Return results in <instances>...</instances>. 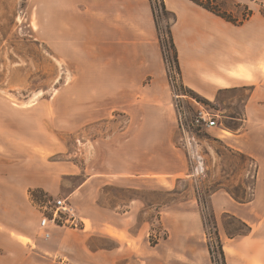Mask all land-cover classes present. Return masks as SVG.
Wrapping results in <instances>:
<instances>
[{
    "label": "crops",
    "instance_id": "crops-1",
    "mask_svg": "<svg viewBox=\"0 0 264 264\" xmlns=\"http://www.w3.org/2000/svg\"><path fill=\"white\" fill-rule=\"evenodd\" d=\"M28 1L35 40L48 45L58 59L73 63L76 73L66 95H55L49 101L44 118L36 117L39 107L27 111L33 115L27 119L26 109L15 106H6V109L7 115L12 112L17 118L0 117V264H41L43 260L54 264H213L208 247H181L180 251L138 245L121 227L116 229L124 238H118L117 245H91L88 219L82 215L84 227L53 228L50 244H43L39 233L40 212L33 205L30 192L43 189L54 195L62 186L58 167L51 165V172L43 175L41 166H33L32 160L37 155L36 144L31 141L35 142L36 136L41 138L43 126L46 129L45 125H49V134L56 139L59 125L84 127L108 119L114 112L124 111L129 116L125 133H130V143L137 136L131 133L135 125L153 130L161 128L164 140L170 143L174 126L176 123L178 126V116L149 0ZM253 1L264 4V0ZM229 28L235 33L234 43L238 45L237 48L232 45L230 50L234 48L237 54L228 52L219 58L216 71L209 77V87L196 86L186 77L185 86L209 101H216L221 91L245 89L248 92L242 100V124L238 130L231 129L232 137L226 147L232 154L255 161L257 180L253 196L249 202L239 203L226 190L219 189L212 194L211 202L217 215L229 212L253 228L249 236L251 243L225 245L227 264H264V17L254 9L243 24L228 25ZM211 34L210 37L225 44L224 35L216 38V33ZM175 38L179 46L176 34ZM148 136L155 140L152 131ZM123 138V135L114 136L102 147ZM12 147L16 149L14 152L10 150ZM120 148H115L114 152L120 153ZM25 153L29 164L27 160L13 159L22 158L16 154ZM172 154L171 149V154L149 155V161L141 167L132 161L123 167L109 166L105 161L102 168L92 169L86 175L75 193L84 197L91 185L109 178L180 177L182 181L197 173L198 166H193L192 157L184 147L181 146V163L174 162ZM216 154L221 156L222 152ZM96 155L99 157V149ZM156 158L166 164L157 168ZM246 187L247 184L241 189ZM193 202L198 205L196 198ZM125 207L127 211L123 215H131L128 208H132V203ZM92 210V216L106 214L97 207ZM93 221L99 230L106 229L107 220ZM26 240L30 243L26 244Z\"/></svg>",
    "mask_w": 264,
    "mask_h": 264
},
{
    "label": "rangeland",
    "instance_id": "rangeland-1",
    "mask_svg": "<svg viewBox=\"0 0 264 264\" xmlns=\"http://www.w3.org/2000/svg\"><path fill=\"white\" fill-rule=\"evenodd\" d=\"M164 1L167 11L175 16V20L172 15H163L159 18L160 32L172 62L169 79L175 114L178 119L182 116L184 121L191 125L200 106H203L217 116L219 123L218 128L213 129L191 127L194 135H189L184 142L186 150L192 157L193 166H198L197 173L182 181L180 177L162 180L109 178L95 186L91 185L84 197L76 194L86 175L92 169L102 168L105 161L107 165L116 167L128 166L127 163L132 161L141 167L149 161L147 156L171 154L172 149L173 161L181 163V134L177 123L170 143L164 140L161 128L153 130L151 127L139 125L133 127L131 133L137 136L130 143L128 141L130 133H125L129 116L124 111H118L108 119L84 127L59 125L56 139L53 131V136H50L49 125H45L46 129L43 126L41 138L36 136V141H31L36 144L37 155L32 160L33 166H41L43 175L51 172L49 169L51 165L58 167L62 186L54 195L43 189H35L30 192V196L31 200L43 199L45 196L52 200L69 198L77 208L79 216L88 219L86 224L87 232L92 235L91 245L107 247L117 245L118 238H124V234L116 229L121 227L127 231L128 236H133L134 244L153 245L157 242L154 245L180 251L181 247H208L209 250L210 248L213 250L211 257L214 256L217 264H227L225 245L245 244L247 241L251 243L249 236L253 228L229 212L217 215L211 196L216 192L219 183H224L226 189L244 195L241 186L246 184L248 186L252 181V171L244 172L247 170L245 161L227 149L232 137L231 129L238 130L242 124L240 121L243 119L242 100L246 98L248 92L245 89H235L221 91L216 101H209L202 96L197 99L190 93V88L185 86V77L196 86L209 87V77L216 71V62L228 52L235 53L234 48L230 50L232 45L236 48L238 46L234 43L235 33L227 27L240 25L226 21L191 0ZM214 1L219 11L233 20H242L249 14L253 15L254 9L264 17L263 3L259 5L253 0ZM149 4L152 9L150 0ZM28 6V0H0V117L17 118L18 116L12 112L7 115L6 109V106H15L26 109V112L39 107V115L36 117L44 118L49 101L55 95L65 96L66 89L75 79L76 69L73 63L58 59L48 45L35 40L31 24L33 16L27 11ZM154 23L157 29L155 18ZM175 26L177 28L174 32ZM169 28L177 50L180 74L177 72L173 53L168 44ZM211 33H216V38L218 35H224L225 44L222 40L210 37ZM157 34L159 39L158 30ZM25 117L33 118V115L27 112ZM234 117L236 120L232 119ZM151 131L155 140L148 136ZM119 135L125 138L115 144L111 143L108 147H102L105 141ZM29 145L30 141L27 139L26 146ZM115 148H120L121 152H114ZM98 149L99 157L96 155ZM10 150L14 152L16 149L12 147ZM216 152H222V155L217 156ZM16 155L22 158L13 159L21 162L27 160L29 161L27 163H30L28 154ZM165 164L159 158L154 160L157 168ZM190 168L193 173L192 167ZM249 169L252 170L250 167ZM198 192L205 203L204 216L203 207L199 205ZM194 198L197 199L198 205L193 202ZM130 203L132 208H128V211L131 215L124 216L127 211L125 206ZM33 205L35 206L34 203ZM92 207L102 209L106 214L92 216ZM103 219L107 220V224L106 229L101 231L94 225L96 223L93 220ZM26 241V244L30 243L29 240ZM41 241L43 244H50L42 238ZM220 245L223 246V253H220ZM212 263L214 264L213 261ZM41 264L54 262L43 260Z\"/></svg>",
    "mask_w": 264,
    "mask_h": 264
},
{
    "label": "built area",
    "instance_id": "built-area-1",
    "mask_svg": "<svg viewBox=\"0 0 264 264\" xmlns=\"http://www.w3.org/2000/svg\"><path fill=\"white\" fill-rule=\"evenodd\" d=\"M218 119L216 115H213L205 107L200 106L195 118L191 121V125L184 121L181 116L178 119V129L181 134V145L186 149L184 142L189 135H194L191 132V127L200 129H210L218 127ZM45 196L43 199H35L34 204L40 212L39 233L40 236L48 241L52 237L51 230L53 228H68V229H81L84 225L81 217L78 214L76 207L70 201L69 198H58L56 200L47 199ZM44 199H46L44 201Z\"/></svg>",
    "mask_w": 264,
    "mask_h": 264
},
{
    "label": "trees",
    "instance_id": "trees-1",
    "mask_svg": "<svg viewBox=\"0 0 264 264\" xmlns=\"http://www.w3.org/2000/svg\"><path fill=\"white\" fill-rule=\"evenodd\" d=\"M151 1V4H152V9H153V14H154V18H155V21H156V24H157V30H158V33H159V42L161 44V49H162V53H163V58L165 60V64H166V68H167V73L170 76V67L172 66V62H171V58L169 57V55L167 54V45H165V41L163 39V36L161 35V32H160V26H159V18L160 16H168V15H172L173 18L175 17L173 15V13L167 11V7L165 5V1L164 0H150ZM193 1L194 3H196L197 5L201 6L202 8H204L205 10L225 19L226 21L228 22H231L235 25H241L243 24L247 19H249L252 15L249 14L246 18H243L242 20H233V19H230L228 18L224 13L222 14L219 9H218V5H216L215 1L214 0H191ZM161 10V12L159 11ZM175 20V18H174ZM168 44H169V48L172 50V55H173V60H174V63H175V67L177 69V72L178 74H180V69H179V61H178V55H177V50H176V46H175V43H174V40H173V36H172V31L168 30ZM168 48V49H169ZM190 93L194 94L196 97L194 98H197L199 99L200 95L197 94L195 91L191 90L190 89ZM239 157L245 161L247 164H248V167H247V171L249 173H251L252 171V174L251 175V178H252V181L250 184H248V186L245 188V189H242L241 191L244 192V195L242 194H238L236 192H234L233 190L231 189H226L225 186H223V184L219 183V186L217 188V190L219 189H224L226 190L237 202L239 203H246V202H249L252 198V195H253V189H254V185H255V182L257 180V165L255 164V161L250 158V157H247V156H244V155H239ZM252 168L251 169H249ZM216 190V191H217ZM215 192V191H214ZM198 201H199V205L201 207H203V216H204V202L201 198V195L200 193L198 192ZM155 244H157V242H154ZM153 243V245H154ZM210 246V245H209ZM220 253H223L222 251V248L223 246L220 245ZM212 247V246H210ZM210 251H211V254H213V250L210 248ZM212 261L214 262V264H217L215 259H214V256L212 257ZM223 264H226V263H223Z\"/></svg>",
    "mask_w": 264,
    "mask_h": 264
}]
</instances>
